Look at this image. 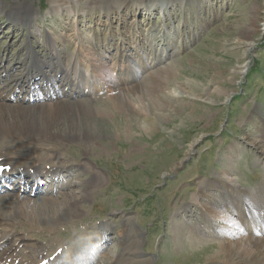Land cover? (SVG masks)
Instances as JSON below:
<instances>
[{
  "label": "rangeland",
  "instance_id": "374dc122",
  "mask_svg": "<svg viewBox=\"0 0 264 264\" xmlns=\"http://www.w3.org/2000/svg\"><path fill=\"white\" fill-rule=\"evenodd\" d=\"M110 1L0 0V70L7 69L10 76L18 72V59L24 57L26 43L31 44L44 59L48 56L38 42L39 31L65 41L68 35L75 33L84 42V54L88 55L90 46L86 38L92 39L95 34L103 37L106 29L114 34L120 30L116 15L102 17L94 7ZM153 2L155 6H152L149 19L145 10L137 13L135 18L144 27L157 28L152 33L147 32L145 40L155 42L153 48L158 49V54L168 43L174 46V54L165 56L154 66V73L149 79L153 81V86H159L167 93H172L175 87H180L182 92L175 94L177 98L163 101L162 120L158 116L154 118L151 113L147 117L146 107L145 110L141 109V116L136 117H128L117 110L114 117L105 113L97 123L87 115L80 116L82 122L86 121L90 126L92 138L88 141H91V146L76 141L66 143L63 146L71 152L67 161L86 163L101 177L91 190V198L82 205L83 214L70 221L72 223L65 221L54 225L53 229L47 227V221L40 216L19 224L13 228L14 238L2 242L0 254L7 257L14 250L24 252L23 247L14 249L16 238H23L27 244L47 247L46 257L56 247H59L56 248L57 252L72 251V243H80L79 240L82 246L78 252H87L90 244L102 242L97 239V230L103 224L107 231L105 251L99 264H117L123 259L127 264L128 260L136 264H218L217 261H220L215 259V262H209V255L217 248L207 244L199 248H194L190 243L175 247L170 238L171 216L183 205L193 202L191 199H200L201 196L202 203H206L209 197L203 198L200 191H206L205 187L215 182L222 169L229 170L221 176L224 180L232 179L245 189H255L264 182L261 143L253 144L262 130L264 113V0ZM163 4L166 5L165 11L171 8L167 20L162 19ZM16 7L19 15L23 13L22 8L27 7L36 9L37 14L23 24L11 15L10 10ZM117 37L114 35L115 44ZM130 41L131 46L142 45L140 38ZM244 41L251 43L246 59ZM91 44L94 45L93 42ZM115 44L111 47V54L116 50ZM133 51L127 53L130 65L140 71L135 63L140 62L142 56ZM89 55L97 75L93 74L102 83L108 82L109 76L115 77L117 71L113 70L119 68V64L115 62L114 55L108 57L105 54V58L102 55ZM143 56L147 58L148 54L143 52ZM167 63L168 69L165 68ZM243 63H247L244 72H236ZM107 91L105 88L99 95L90 92L79 97L85 98L87 103L91 102V98V106L111 113L114 111L112 104L119 99L113 95L108 97L111 93ZM227 92L228 98L225 96ZM36 100L37 103L43 100L49 102L47 99ZM36 100L24 103L31 105ZM142 116L150 124L142 123L140 128ZM62 118L75 122L70 112H63ZM126 121L133 124L130 131L132 138L125 137L123 129L115 128V124L122 125ZM77 123V127L81 128ZM85 147L90 148L87 155L82 154ZM146 150L151 151L147 161L144 160ZM19 173L15 171L8 176L5 185L9 188L0 194L3 204L10 193L17 192L19 196L29 198L43 194L59 199L61 192L66 190H48L45 184L32 187L26 181H21V177H16ZM84 176L90 177L89 174ZM69 177L72 175L67 174L66 178ZM22 185L24 188L18 189ZM65 192H69V189ZM44 205L47 204L40 206ZM40 206L37 214L40 213ZM205 213L210 217L217 214L207 210ZM232 216L236 218L234 214ZM40 227L45 229L41 230ZM255 227L259 229L258 225ZM118 232L124 235L118 237ZM135 232L141 233L139 245H136ZM9 246L12 250L8 253L5 248ZM136 247L137 254L133 253ZM70 251L67 252L72 254ZM53 258L54 255L50 260ZM67 259L65 257L62 261Z\"/></svg>",
  "mask_w": 264,
  "mask_h": 264
},
{
  "label": "bare ground",
  "instance_id": "6f19581e",
  "mask_svg": "<svg viewBox=\"0 0 264 264\" xmlns=\"http://www.w3.org/2000/svg\"><path fill=\"white\" fill-rule=\"evenodd\" d=\"M178 2L180 5L182 4L181 1ZM152 6H155L153 0H138L137 2L136 0H112L109 3L102 2L99 3V6H94L102 17L111 18L113 14L116 15L117 21L119 20L121 25L120 30L115 34L106 29L103 37L95 34L92 39L86 38L90 46L89 53L92 56H104L105 54L108 57L115 56V62L119 64V68L116 69L117 76L115 79L109 76L108 82L102 83L100 78L93 74L96 71L94 64L91 63V56L89 53H87L88 55L84 54L85 46L82 44L84 42L75 33L68 35V40L65 41L51 38L48 34L45 35L39 31L38 42L42 44L49 55L44 59L35 52L31 44L26 43L24 45L26 53L24 57L18 59L20 63L18 72L10 76L7 69L0 70V181L7 173L25 169L24 173L30 174L29 178L32 183L37 180H46L50 182V186L54 184V188L59 191L69 189V192L63 190L59 199L49 198L43 194L36 198L21 197L17 192L8 194L4 204L0 201V246L5 240L14 238L13 228L19 224L28 223L32 219H37L38 216L47 221V227L53 229L54 225L62 224L65 221L72 223L70 221H74L75 218L83 214L82 205L85 200L91 198V190L101 177L86 163L67 161L71 152L63 146L66 143L76 141L78 144L91 146L89 144L91 141H88L92 138L90 126L86 121L83 123L80 116L87 115L97 123L103 119L105 113L109 117H114L115 110H117L120 113L124 112L128 117H136L141 116V109L145 110L146 107L147 117L151 113L154 118L158 116L162 120L163 101L171 97L177 98L175 94L182 92L180 87H175L172 93H167L161 87L153 86V81L149 79L150 75L154 73L153 67L160 63L163 57L168 55L171 57L174 54V46L171 43L163 46L159 55L158 49L153 48L155 42L145 40L147 32L148 34L152 33L153 29L157 28L144 27L136 20L135 16L145 10L147 19H149ZM165 6L163 4L162 19L167 20L171 15V8L168 7L165 11ZM22 9L23 13L20 15L17 7L10 11L11 15L23 24H26L25 22L30 17L37 14L36 9L31 7ZM114 35L121 39L117 37L116 44L113 41L116 39H114ZM134 38H140L142 45L131 46L130 40H134ZM92 42L94 45L91 44ZM244 43L246 44L244 50L246 59L251 43L249 41H244ZM114 44L116 50L111 54V47ZM143 46L149 48L148 53L152 54L151 60L143 56ZM131 51L136 52L135 54L139 57L142 56L139 59L141 61L136 62L137 67L143 72L140 75L136 72V66L131 67L130 65V57L127 53ZM114 56L112 57L114 58ZM169 63L165 64V68L168 69ZM121 67L125 68L122 70ZM245 68H247V63H243L240 70L236 72L243 73ZM58 75L61 79L63 78V80L60 79L62 85L59 87L54 84ZM36 77H40L42 83H36L34 81ZM105 83L108 85L105 86ZM67 84L72 88L69 89ZM105 88L108 90V94L111 93L108 97L113 95L120 101L112 104L111 108L114 111L111 113H107L106 109L101 110L91 106V102H93L91 98L89 99L91 102L87 103L85 98L78 96L79 91L80 94L94 91L99 95ZM220 88L222 87L220 86ZM41 91L44 92L43 94L48 93L49 102H43V100L37 103L34 101L31 105L24 103V95ZM20 92L23 93V96L17 99ZM225 96L228 98L229 92L225 93ZM63 112H70L71 116L75 117V122L63 120ZM262 115V130L258 140L253 144L261 143L262 154H264V113ZM108 116L106 117L109 118ZM144 119L142 116L140 128L142 123L150 124ZM77 122L80 123L81 128L77 127ZM132 125L126 121L122 125L115 124V128L123 129L124 136L132 138L133 133L130 132ZM50 143L54 144L50 145ZM43 149L45 152H41ZM89 149V147H85L82 154H89ZM146 151L144 160L147 161L151 151ZM229 164L230 162L227 165ZM228 171V168L222 169L214 179L215 182L208 183L205 187L206 191L203 189L200 191L203 198H210L206 199V203H202L200 196V199H191L194 203L183 205L180 210L173 213L170 238L177 248L183 246L184 243H190L194 248L205 244L211 248L216 247L217 250L209 255V262H215L214 260L217 259L220 260L217 261L218 264H264V182L255 189H245L237 185L234 180H224L221 177ZM69 173L73 175L76 173L77 178L75 177V179L77 180L74 181V176L70 179H63V176ZM84 174H89L90 177L84 176ZM43 204L47 205L40 206ZM39 206L41 210L39 209L40 213L37 214ZM192 206L196 210H193ZM205 210L217 214L215 217H210L205 213ZM232 214L236 218H233ZM257 225H260L259 229H256ZM98 227L97 239H101L105 243L107 227L103 224ZM30 229L33 227L30 226ZM43 229L45 227L41 228V230ZM123 235L124 233L118 232L117 236L122 237ZM18 239L16 238V243L13 245L14 249L23 247L24 252L18 251V253L17 250L10 252L12 249L9 246L5 248V251L8 249L7 252L10 254L7 257L0 254V264H47L45 256L47 247L27 244L23 238ZM135 239L136 245H139L140 232H135ZM52 252L50 251V253ZM118 252L115 253V256ZM133 253H139L137 247ZM70 255L69 252L65 253V256ZM56 262L57 264H79L78 259L68 263H59V260ZM128 262L129 264L137 263H132L129 260ZM117 264H127V261L119 260Z\"/></svg>",
  "mask_w": 264,
  "mask_h": 264
},
{
  "label": "clouds",
  "instance_id": "9594fccd",
  "mask_svg": "<svg viewBox=\"0 0 264 264\" xmlns=\"http://www.w3.org/2000/svg\"><path fill=\"white\" fill-rule=\"evenodd\" d=\"M106 241V237H105ZM105 251L104 242L92 244L86 254H81L77 259L79 264H99L100 258Z\"/></svg>",
  "mask_w": 264,
  "mask_h": 264
}]
</instances>
